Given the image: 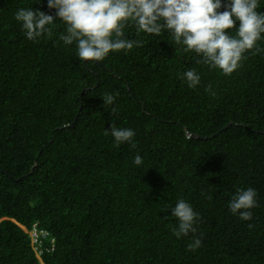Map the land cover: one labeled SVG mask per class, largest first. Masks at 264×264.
I'll return each instance as SVG.
<instances>
[{
  "label": "trees",
  "instance_id": "16d2710c",
  "mask_svg": "<svg viewBox=\"0 0 264 264\" xmlns=\"http://www.w3.org/2000/svg\"><path fill=\"white\" fill-rule=\"evenodd\" d=\"M20 7L55 12L47 0H0V264H264V51L225 75L167 31L130 26L140 46L86 62L57 39L62 21L27 39ZM188 68L196 88L181 79ZM112 124L134 129L135 147L117 145ZM247 187L258 204L241 220L228 201ZM180 198L199 218L178 239Z\"/></svg>",
  "mask_w": 264,
  "mask_h": 264
},
{
  "label": "clouds",
  "instance_id": "9594fccd",
  "mask_svg": "<svg viewBox=\"0 0 264 264\" xmlns=\"http://www.w3.org/2000/svg\"><path fill=\"white\" fill-rule=\"evenodd\" d=\"M262 3L264 0H47L54 14L39 8L20 7L14 18L24 36L32 41L42 35L51 37L55 22L62 21L64 31L57 39L66 46L75 43L76 56L86 62H99L110 52L140 46L141 40L126 35L130 26L137 34L159 36L167 31L174 45L183 46L184 51L197 54L199 62L230 75L241 66L249 50L253 54L264 51L259 44L264 39V11L259 10ZM180 76L189 88L201 83L200 73L193 68L186 69ZM204 90L215 94L211 85ZM102 97L105 106L115 100L112 93ZM115 111L112 108V112ZM105 131L117 145L128 143L135 147L134 129L112 124L111 129ZM133 163L141 165V155L137 154ZM257 204L255 188H237L228 201V209L241 220H251V209ZM170 208V215L177 220L172 232L178 239L196 232L199 213L191 203L180 198ZM34 226L28 231L41 260L43 242L41 246L34 242ZM38 235L41 238L40 232ZM201 243V239L195 238L187 247L195 250Z\"/></svg>",
  "mask_w": 264,
  "mask_h": 264
},
{
  "label": "built area",
  "instance_id": "2783aa9c",
  "mask_svg": "<svg viewBox=\"0 0 264 264\" xmlns=\"http://www.w3.org/2000/svg\"><path fill=\"white\" fill-rule=\"evenodd\" d=\"M33 230H34V232H32V235L34 236L33 240H34V242H36L38 244V246H41L42 240H41L40 236L38 235V232H40V231L38 230L37 226H34ZM43 234H47V232L43 231Z\"/></svg>",
  "mask_w": 264,
  "mask_h": 264
}]
</instances>
